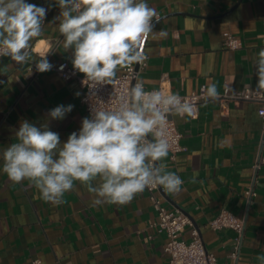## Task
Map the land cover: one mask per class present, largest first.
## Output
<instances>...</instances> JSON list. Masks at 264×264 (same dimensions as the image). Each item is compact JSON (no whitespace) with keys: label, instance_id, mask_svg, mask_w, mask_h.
I'll return each instance as SVG.
<instances>
[{"label":"crops","instance_id":"1","mask_svg":"<svg viewBox=\"0 0 264 264\" xmlns=\"http://www.w3.org/2000/svg\"><path fill=\"white\" fill-rule=\"evenodd\" d=\"M47 9L41 34L30 41L31 58L46 59L55 67L63 60L72 65V50L60 36V8L56 0H27ZM155 10L154 28L144 48L146 70L138 79L150 88L188 94L202 86H216L217 96L203 100L194 113L173 117L182 133L184 149L175 158L155 162L183 181L181 191L158 192L164 204L190 216L208 251L219 260L261 264L264 255V117L259 103L226 97L250 88L257 90L254 60L264 48V0H147ZM226 33L243 45L230 49ZM0 57V264H169L167 236L154 223L157 213L147 187L127 204L93 206L87 186L74 181L63 202L53 205L40 196L33 182L11 181L3 172L2 152L15 143L24 120L59 133L61 142L81 127L86 111L83 88L76 78L64 79L55 69L30 70ZM124 66H118L119 75ZM81 74V73H80ZM115 75V76H116ZM264 93V90H259ZM59 105H72L62 120L49 116ZM99 183V177L91 182ZM252 186L255 195L245 191ZM227 209L245 221L243 233L228 227L214 229L209 222ZM182 238L192 239L187 225ZM238 244L237 257H231Z\"/></svg>","mask_w":264,"mask_h":264},{"label":"clouds","instance_id":"2","mask_svg":"<svg viewBox=\"0 0 264 264\" xmlns=\"http://www.w3.org/2000/svg\"><path fill=\"white\" fill-rule=\"evenodd\" d=\"M60 8L59 31L64 49L72 50V65L85 79L111 83L118 66L142 58L141 45L158 35L154 28L155 10L147 0H56ZM47 9L27 0H0V57L18 64L31 58L30 41L41 34ZM257 90H264V48L254 60ZM36 70L50 71L53 65L46 56L35 61ZM210 98L217 96L216 86L207 89ZM163 105V108H161ZM72 105L50 110L53 120H62ZM191 112L177 95L162 97L146 92L141 82L131 88L129 98L114 110L92 108L91 116L81 121L78 132L65 142L47 125L37 127L24 120L15 133L16 141L2 152L3 172L15 182L28 179L46 202L59 205L74 181L87 186L94 194L93 206L124 205L146 187L160 185L171 193L181 191L182 179L164 171L155 162L168 155V144L159 138L149 139L165 120L166 113ZM99 177V183L91 182ZM264 264V255L257 257Z\"/></svg>","mask_w":264,"mask_h":264},{"label":"built area","instance_id":"3","mask_svg":"<svg viewBox=\"0 0 264 264\" xmlns=\"http://www.w3.org/2000/svg\"><path fill=\"white\" fill-rule=\"evenodd\" d=\"M62 39L63 37L60 34L54 41V48ZM144 43L141 45L143 53L142 58L137 62L124 65L122 72L113 77L111 83H94L85 79L84 75L76 71L67 60L61 61L52 68L64 79L76 78L79 81L83 88L81 101L85 107V117L90 118L92 108L104 110H114L118 108L122 103L128 100L131 88L138 81L144 85L146 92H159L161 96L165 98L171 95H177L182 103L190 106V113H194L198 105L203 100L209 98L205 86L191 93L179 95L168 93L164 91L162 87L150 88L138 79V74L146 70L149 63V54L144 48ZM225 44L230 49H237L243 45V42L234 34L226 33ZM44 56H47V53L44 54ZM29 69L36 70L35 62L29 65ZM224 95L239 100L257 101L259 103L258 113L260 116L264 117L263 92L246 88L232 95L229 89H226ZM161 108H163V105H161ZM173 113L174 111L166 113L165 120L153 133H151L153 139L157 138L156 131L160 133L159 138L167 142L168 152L171 158H175L176 155L184 149L181 142L182 133L177 127ZM262 164H264V156L260 157V160L256 163V167ZM147 189L149 191L152 206L157 213V220L154 225L159 232H163L167 236L165 250L169 253V264H236L234 262L230 263L219 260L214 253L207 250L200 230L194 225L192 218L181 210L168 208L164 204L162 196L158 194L161 189L160 185L149 186ZM245 194L248 198H251L256 193L254 188L250 186L245 191ZM187 225L192 226V239L189 241L182 238V232ZM209 225L214 229H221L224 227L231 228L240 236L243 233L245 221L242 217H239L233 212L223 209L217 217L209 222ZM238 248L239 245L236 244L231 253V257H237ZM31 264L42 263L40 260H35Z\"/></svg>","mask_w":264,"mask_h":264},{"label":"water","instance_id":"4","mask_svg":"<svg viewBox=\"0 0 264 264\" xmlns=\"http://www.w3.org/2000/svg\"><path fill=\"white\" fill-rule=\"evenodd\" d=\"M149 139H153V137H152V135H151V134H149Z\"/></svg>","mask_w":264,"mask_h":264}]
</instances>
